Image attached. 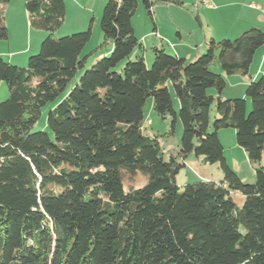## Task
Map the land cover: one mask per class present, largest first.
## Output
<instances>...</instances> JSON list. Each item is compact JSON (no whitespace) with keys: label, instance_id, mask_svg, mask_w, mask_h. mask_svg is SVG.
I'll use <instances>...</instances> for the list:
<instances>
[{"label":"trees","instance_id":"trees-1","mask_svg":"<svg viewBox=\"0 0 264 264\" xmlns=\"http://www.w3.org/2000/svg\"><path fill=\"white\" fill-rule=\"evenodd\" d=\"M0 0V40L8 38ZM139 0H108L100 19L111 48L67 86L87 58L91 31L54 38L65 18L63 0H25L29 26L47 37L25 68L0 58V264H264V65L243 99L224 100L221 75L247 76L264 31L252 27L232 40L206 43L194 61L152 47V65L131 55L141 45L131 20ZM152 18L158 4L140 0ZM167 83L179 104L178 114ZM214 89L215 97L207 94ZM153 99L162 120L178 117V151L168 160L143 123ZM45 131L32 132L49 103ZM215 117L209 131V109ZM232 128L255 182L244 184L227 164L217 131ZM217 164L218 181L183 186L176 175L189 156ZM145 183L124 189V177ZM243 200L237 207L234 197Z\"/></svg>","mask_w":264,"mask_h":264},{"label":"rangeland","instance_id":"rangeland-1","mask_svg":"<svg viewBox=\"0 0 264 264\" xmlns=\"http://www.w3.org/2000/svg\"><path fill=\"white\" fill-rule=\"evenodd\" d=\"M65 4V18L62 26L53 34L54 38H62L76 33H82L90 28L91 36L89 42L86 44L82 51V56L87 58L84 62L82 69L78 70L74 79L69 83L63 96L76 86L78 78L87 69H89L97 59L102 57L107 48L103 47L96 51V48L103 41V34L100 30V19L104 5L108 0H63ZM183 3L182 6L176 4H158L154 7L152 14L153 18L149 17L141 1H138L136 12L131 20V25L141 45L135 49L130 59H134L136 55H142L144 62L148 68L152 65V60L148 59L153 56L152 47L162 48L165 54L174 56L171 50V42H179V37L176 35L180 32L184 39L188 37V31L192 32V39L201 37L202 29L206 30V17L205 7L197 5L198 0H179ZM240 2L241 0H227ZM25 0H11L3 7L4 24L8 31V38L0 40V58L13 65L25 68L22 59H28L34 56L39 51L40 43L47 37V34L41 30H36L28 27V16L24 7ZM202 6V5H201ZM204 6V5H203ZM199 18L202 26L197 22ZM154 24L161 32L160 38H163V44L160 46L158 37L153 33ZM182 29L181 31H179ZM159 32V33H160ZM42 38V40H40ZM27 51L21 55L14 54L24 50ZM36 49V50H35ZM264 50V45L258 49L257 55ZM206 51V49H205ZM202 52L201 54L205 53ZM30 54H29V53ZM27 53V54H26ZM13 55V57H12ZM29 55V56H28ZM256 55L253 59L247 76L224 75L221 66L217 59L209 65V71L214 74L221 75L225 81V87L221 92L220 97L224 100L230 99H243L247 104V112L251 110V101L245 95V90L251 81L257 80L262 72L264 62L259 61ZM12 57V58H11ZM187 56V61H194ZM12 59V60H11ZM260 62V63H259ZM258 67L257 71L256 68ZM216 70V71H215ZM169 93L173 101V110L178 114L179 104L174 95V91L167 83ZM207 94L215 97L217 95L214 89L207 90ZM7 97V88L4 82H0V102L4 101ZM56 102L47 104L42 109V114L38 122L34 125L32 132L45 131L51 137V133L47 128V113L49 110L56 106ZM143 123L142 127L145 128L149 135L158 136V142L161 150L164 152V159L168 160L171 155L175 156L178 151L180 138L182 135V125L178 117L174 124V131L168 134L170 130L171 117L162 120L153 111V99L148 98L143 106ZM215 109L212 105L209 109V131H212V122L215 117ZM218 139L223 147L224 158L229 167L236 173L238 178L244 184H253L255 182V167L251 165L246 157L245 152L236 143L235 130L232 128L220 129L217 131ZM222 178V172L217 164L209 165L202 161L201 157L189 156L185 161V167L176 175V184L183 186L189 183H194L204 180L218 181ZM145 183L144 177L141 175H133L124 177V189L129 187H140ZM234 202L237 207H241L243 200L240 201L239 197H234Z\"/></svg>","mask_w":264,"mask_h":264},{"label":"crops","instance_id":"crops-1","mask_svg":"<svg viewBox=\"0 0 264 264\" xmlns=\"http://www.w3.org/2000/svg\"><path fill=\"white\" fill-rule=\"evenodd\" d=\"M179 2L181 3L180 6H182L183 3L181 1ZM198 6L205 7V12L207 14L206 17L208 18L206 21L207 29H202L201 37L198 39H192L193 35H191L192 32L190 31L187 32V36L190 38L184 39L182 34L177 32L176 35L179 37V42L175 41V43H172V41L169 39L171 42L172 53L178 57L186 59L187 56H191L189 57L191 60L195 59L205 51L206 43L210 39L215 41H220L223 39L232 40L238 37L242 32L252 27H256L264 31V0H241L240 2L209 0V6ZM196 20L200 26H202L201 20L199 18H196ZM28 27H30L29 23ZM181 30L182 29L179 31ZM159 32L160 31L158 27L154 24L153 33L158 37L160 46H162L163 38H160L162 34ZM40 40H42V38ZM26 49L27 47L18 53L16 52L14 56L23 54V51H27ZM110 50L111 48H107L104 55H107ZM256 55L257 52L255 53L254 59ZM257 56L259 57V61L264 62V50L261 51V53H259ZM26 60L27 59L23 58L21 60V64H25ZM148 60L151 61V57ZM257 69L258 67L256 68L255 72H258Z\"/></svg>","mask_w":264,"mask_h":264},{"label":"built area","instance_id":"built-area-1","mask_svg":"<svg viewBox=\"0 0 264 264\" xmlns=\"http://www.w3.org/2000/svg\"><path fill=\"white\" fill-rule=\"evenodd\" d=\"M197 5L209 6V0H198Z\"/></svg>","mask_w":264,"mask_h":264}]
</instances>
